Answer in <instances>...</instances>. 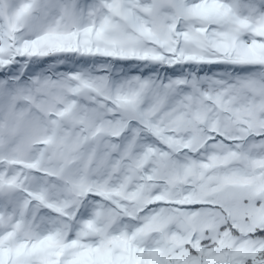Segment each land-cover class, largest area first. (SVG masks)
<instances>
[{"label":"snow or ice","instance_id":"snow-or-ice-1","mask_svg":"<svg viewBox=\"0 0 264 264\" xmlns=\"http://www.w3.org/2000/svg\"><path fill=\"white\" fill-rule=\"evenodd\" d=\"M0 264H264V0H0Z\"/></svg>","mask_w":264,"mask_h":264}]
</instances>
